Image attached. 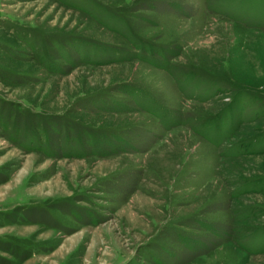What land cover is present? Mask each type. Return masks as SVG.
I'll use <instances>...</instances> for the list:
<instances>
[{
    "label": "rangeland",
    "instance_id": "rangeland-1",
    "mask_svg": "<svg viewBox=\"0 0 264 264\" xmlns=\"http://www.w3.org/2000/svg\"><path fill=\"white\" fill-rule=\"evenodd\" d=\"M0 264H264V0H0Z\"/></svg>",
    "mask_w": 264,
    "mask_h": 264
},
{
    "label": "trees",
    "instance_id": "trees-1",
    "mask_svg": "<svg viewBox=\"0 0 264 264\" xmlns=\"http://www.w3.org/2000/svg\"><path fill=\"white\" fill-rule=\"evenodd\" d=\"M140 50H142V49H140ZM143 51H148L147 49H145L144 48V50ZM137 56V55H136ZM131 91V90H130ZM133 92V91H132ZM133 94L134 95H132L133 96V98H134V102H136V104L138 105V106H141V105H143V103H146V102H148V101H146V99H144V97H142V96H140L141 94H142V92L141 91H134L133 92ZM149 102H151V103H149ZM148 102V104L150 105V107H148L147 109H148V112H150V113H153L154 115H156L157 117H158V114L159 115H163V117L165 116V117H167V114H168V110L167 109H164L162 106L161 107H156V105H155V103H154V101L153 100H151L150 99V101ZM153 103V104H152ZM145 111H147V110H145ZM161 116H159V118L161 117ZM221 118H224L223 116H220ZM231 120H232V117L230 118ZM218 120V119H217ZM230 120V121H231ZM228 122H226V124H227ZM229 123H232V122H229ZM211 141V140H210ZM219 142H221V140L219 141ZM218 142V143H219Z\"/></svg>",
    "mask_w": 264,
    "mask_h": 264
},
{
    "label": "crops",
    "instance_id": "crops-1",
    "mask_svg": "<svg viewBox=\"0 0 264 264\" xmlns=\"http://www.w3.org/2000/svg\"><path fill=\"white\" fill-rule=\"evenodd\" d=\"M160 107H161V105H160Z\"/></svg>",
    "mask_w": 264,
    "mask_h": 264
}]
</instances>
